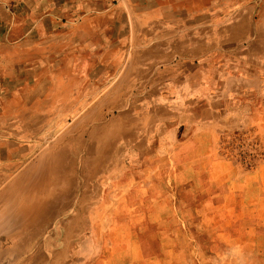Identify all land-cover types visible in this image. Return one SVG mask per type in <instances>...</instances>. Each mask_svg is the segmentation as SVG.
Instances as JSON below:
<instances>
[{
  "label": "rangeland",
  "instance_id": "1",
  "mask_svg": "<svg viewBox=\"0 0 264 264\" xmlns=\"http://www.w3.org/2000/svg\"><path fill=\"white\" fill-rule=\"evenodd\" d=\"M257 18V12L250 18L251 31ZM192 62L156 66L146 76L158 78L153 85L137 80L117 87L124 68L87 97L93 101L83 104V118L58 120L54 135L39 136L37 150L67 132L64 143L72 145L83 132V158L90 147L99 168L83 165V186L74 177L32 237L3 232L0 218V264H264V69L223 72ZM159 79L165 84H156ZM213 80L232 84L229 95L211 100L200 91L198 102L168 101L182 93L192 98L197 81ZM163 88L169 103L155 105L169 108L129 112L134 100L149 102L143 90L152 89L157 100ZM93 126L117 146L100 141ZM135 128L136 146L118 141ZM99 147L107 150L97 154ZM9 183L0 184V215ZM25 191L16 196H34Z\"/></svg>",
  "mask_w": 264,
  "mask_h": 264
},
{
  "label": "crops",
  "instance_id": "2",
  "mask_svg": "<svg viewBox=\"0 0 264 264\" xmlns=\"http://www.w3.org/2000/svg\"><path fill=\"white\" fill-rule=\"evenodd\" d=\"M191 61L223 72L264 69V0H0V184L9 180L16 194L36 181L37 165L19 173L39 136L53 134L58 120L83 118L87 97L124 68L117 87L146 85L156 66ZM217 82L197 81L192 98L168 101L228 96L232 84Z\"/></svg>",
  "mask_w": 264,
  "mask_h": 264
},
{
  "label": "bare ground",
  "instance_id": "3",
  "mask_svg": "<svg viewBox=\"0 0 264 264\" xmlns=\"http://www.w3.org/2000/svg\"><path fill=\"white\" fill-rule=\"evenodd\" d=\"M238 27L236 28L237 32L240 31ZM156 79L158 78L154 79L150 77L149 80L151 83L149 82V84L153 85ZM142 92L149 94L146 97V100H149V102L140 103V105H136V101L134 100L132 105L129 106L130 113L140 112L143 111L144 109L146 111H153V110L155 111L157 109L162 111L170 107L164 105L157 107V105H155L157 104L156 101L158 102L159 100L165 98V94L167 97L168 91L165 90V88H163L162 94L157 100L152 89L143 90ZM102 117H103L102 115L97 116L96 121L99 122L102 119ZM102 131L103 130L101 126H93L92 128V133L93 134L97 133L96 134L97 136L100 135L101 132L100 141H102L104 144L109 145L108 147H114V146L116 147L117 143L113 142L109 136H107L106 139L102 138L104 134ZM139 132L140 131L135 128L132 130V137L130 139L124 140V138H119V140L118 139L117 140L120 143H123V145L133 144L136 146L135 142L139 139L141 135V133ZM69 134L70 133L68 132L64 133L63 137L61 136L63 139V141L61 142L55 141L54 139L56 138V136H53L52 140L54 141L52 145L49 144L50 146H47L46 148L40 150L36 149L31 154V156L28 155L27 157H24V160H28V161L19 174L24 175L28 171H30L33 166L35 165L39 166L40 172L38 173L37 180L35 181L38 184H36V187L33 188L31 186V188L28 189V191L30 192L25 191L23 187L21 189V192L25 191V193L28 192L34 194V196L26 195V196L18 197L16 196L15 193L8 192L7 189L2 190L4 203L2 206L3 214L0 215V218H4L3 227L1 226V230L3 232L13 234L24 230L25 232L24 238L32 237L35 234V232L37 233L38 231L41 230L45 217L49 215L53 211V209L58 206V203L60 202L59 197L68 188L67 184H70V182L73 181L74 177L75 178L77 177L78 180L81 182V186H83V165L84 164L91 165V168H93L94 171L96 172L98 171L99 168L98 162L94 163L91 162L90 160L92 153L90 147L87 148L86 154L83 158V132L82 134L76 135V138L73 139L72 145L67 146V143L65 144L64 142L65 140L67 141L66 138L69 137L68 136ZM97 136L96 138L90 137L89 141H91L90 142L91 144L93 140L97 141ZM112 138L115 139V136H113ZM106 150H107L106 148L99 147L97 154L104 153ZM93 173L95 172H90V175ZM47 176H50V178L49 180L46 181L45 178Z\"/></svg>",
  "mask_w": 264,
  "mask_h": 264
}]
</instances>
